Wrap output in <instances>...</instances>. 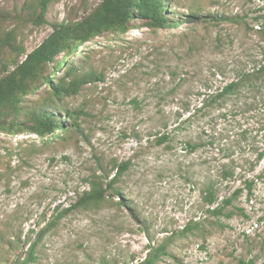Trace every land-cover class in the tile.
Wrapping results in <instances>:
<instances>
[{
  "label": "rangeland",
  "instance_id": "374dc122",
  "mask_svg": "<svg viewBox=\"0 0 264 264\" xmlns=\"http://www.w3.org/2000/svg\"><path fill=\"white\" fill-rule=\"evenodd\" d=\"M166 1L177 27L98 35L0 106V127L17 130L0 131V264H139L160 246L153 264H264V75L219 96L264 65V0ZM39 2L0 0V81L102 0H52L43 19ZM70 66L91 82L57 97L42 77ZM45 113L68 131L45 142L26 131ZM123 163L120 195L73 206Z\"/></svg>",
  "mask_w": 264,
  "mask_h": 264
},
{
  "label": "trees",
  "instance_id": "16d2710c",
  "mask_svg": "<svg viewBox=\"0 0 264 264\" xmlns=\"http://www.w3.org/2000/svg\"><path fill=\"white\" fill-rule=\"evenodd\" d=\"M52 0H40V18L43 19ZM168 5L166 0H102L98 7L82 22L70 25L62 23L26 58L17 64L15 69L0 81V106L17 95L23 90V81L37 77L43 66L52 63L58 55H63L62 63L58 62L56 67L60 70L64 66L68 57L80 50L86 42L94 39L98 35L104 33H115L123 35L130 31V24L135 21L144 22V24L152 30H160L165 28H175L176 23H170L168 17ZM263 26V25H262ZM264 27V26H263ZM262 31V29H261ZM264 34V30L262 31ZM73 42L74 45H68ZM83 53V50L80 51ZM62 64V65H61ZM57 70V72H58ZM74 66L67 68L66 72L55 83L53 80L57 72L53 76H43L42 79L53 89V94L57 97L76 94L79 89L91 82L90 74L78 73ZM264 75V65H261L254 73H246L237 81H233L226 85L220 92L219 96H228L233 94L243 82L253 77L254 75ZM24 90L21 95H23ZM18 103L19 100H16ZM69 116L81 115L80 112L68 113ZM15 125V124H14ZM13 125V126H14ZM1 132L15 133L17 130L14 127H0ZM30 134H35L40 140H54L59 137L57 131L66 133L68 127L65 124L57 123L51 113L41 114L34 124L26 129ZM168 140V135H162L158 139V144H163ZM189 150H194V147L189 145ZM130 163H123L118 166L116 175L107 183L106 187H102L97 183H92V190L89 194L82 197L75 205L78 206L91 201L99 202L104 199L105 194L109 190H113L116 195L120 193L114 190L113 186L121 175L129 168ZM231 176L225 174V178ZM253 181H247L246 187L248 194L251 195ZM244 189L235 190L230 197H226L220 204L212 209L215 215H224V211L233 201L236 200ZM208 204H214L217 197L213 191H210L206 197ZM230 217L231 215H226ZM40 240V238L38 239ZM38 240L32 245L31 254L38 244ZM165 247L160 246L150 254L143 262L139 264H153L161 255H165ZM34 259L29 258L22 264H29ZM239 264H253L252 261L240 260Z\"/></svg>",
  "mask_w": 264,
  "mask_h": 264
},
{
  "label": "built area",
  "instance_id": "2783aa9c",
  "mask_svg": "<svg viewBox=\"0 0 264 264\" xmlns=\"http://www.w3.org/2000/svg\"><path fill=\"white\" fill-rule=\"evenodd\" d=\"M250 231H252V228H249V231L248 232H250Z\"/></svg>",
  "mask_w": 264,
  "mask_h": 264
}]
</instances>
